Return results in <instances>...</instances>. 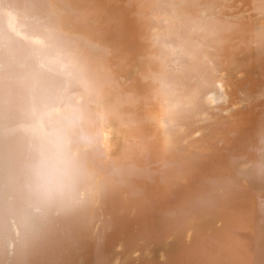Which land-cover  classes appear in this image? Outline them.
Here are the masks:
<instances>
[{"label": "bare ground", "instance_id": "6f19581e", "mask_svg": "<svg viewBox=\"0 0 264 264\" xmlns=\"http://www.w3.org/2000/svg\"><path fill=\"white\" fill-rule=\"evenodd\" d=\"M3 5L0 264H264V0Z\"/></svg>", "mask_w": 264, "mask_h": 264}, {"label": "clouds", "instance_id": "9594fccd", "mask_svg": "<svg viewBox=\"0 0 264 264\" xmlns=\"http://www.w3.org/2000/svg\"><path fill=\"white\" fill-rule=\"evenodd\" d=\"M63 142V137L62 133L58 130H53L48 134V143L50 148L57 154L59 155V152L61 150ZM48 162H44V167H47Z\"/></svg>", "mask_w": 264, "mask_h": 264}, {"label": "rangeland", "instance_id": "374dc122", "mask_svg": "<svg viewBox=\"0 0 264 264\" xmlns=\"http://www.w3.org/2000/svg\"><path fill=\"white\" fill-rule=\"evenodd\" d=\"M3 7H4V5L0 8V16L2 18H4V20L0 19V27L2 26V28H4L5 30H8V32L10 34H12L11 29H14V25L12 24V22L14 21L13 17H15V15H14V13H12V14L8 13L5 9H2ZM11 17H12V19H11ZM5 19L7 21H5ZM4 25H6V26H4Z\"/></svg>", "mask_w": 264, "mask_h": 264}, {"label": "water", "instance_id": "95a60500", "mask_svg": "<svg viewBox=\"0 0 264 264\" xmlns=\"http://www.w3.org/2000/svg\"><path fill=\"white\" fill-rule=\"evenodd\" d=\"M4 240H5V239H4ZM4 240H3V242H4ZM3 242H2V244L0 243V249H1V248L3 249ZM5 242L7 243V245L4 246V248L8 247V240L5 241ZM25 260H26L25 257H23L22 261H20V262L18 261L17 264H24L23 262H25ZM6 261H7V260H6ZM6 261H5V262H6ZM1 262L3 263V261H1Z\"/></svg>", "mask_w": 264, "mask_h": 264}]
</instances>
